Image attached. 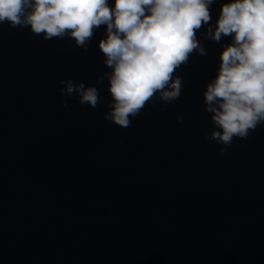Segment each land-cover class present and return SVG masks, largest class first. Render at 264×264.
<instances>
[{
    "label": "water",
    "instance_id": "1",
    "mask_svg": "<svg viewBox=\"0 0 264 264\" xmlns=\"http://www.w3.org/2000/svg\"><path fill=\"white\" fill-rule=\"evenodd\" d=\"M230 2L172 74L179 98L155 95L127 128L96 83L106 26L85 50L0 24V264H264V124L224 153L206 139L203 93L232 43L207 30ZM68 79L98 89L95 109L60 95Z\"/></svg>",
    "mask_w": 264,
    "mask_h": 264
},
{
    "label": "clouds",
    "instance_id": "2",
    "mask_svg": "<svg viewBox=\"0 0 264 264\" xmlns=\"http://www.w3.org/2000/svg\"><path fill=\"white\" fill-rule=\"evenodd\" d=\"M214 0H0V24L27 27L45 40L71 38L86 50L94 30L106 26L98 48L110 72L97 77L111 101L104 119L121 128L131 125L157 94L165 103L181 93L174 71L193 50L205 55L196 31L211 20ZM207 35L216 42L232 36L220 56L216 78L203 93L205 111L214 126L210 139L224 153L234 138H247L264 124V0H232L221 6L215 30ZM62 97L95 109L100 103L96 87L71 79L59 81ZM62 107H68L62 100ZM182 122L181 116L177 117Z\"/></svg>",
    "mask_w": 264,
    "mask_h": 264
}]
</instances>
